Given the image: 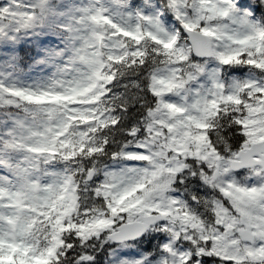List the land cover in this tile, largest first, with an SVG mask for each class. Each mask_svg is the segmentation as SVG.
<instances>
[{
	"label": "snow or ice",
	"instance_id": "6c2138e0",
	"mask_svg": "<svg viewBox=\"0 0 264 264\" xmlns=\"http://www.w3.org/2000/svg\"><path fill=\"white\" fill-rule=\"evenodd\" d=\"M0 264H264V0H0Z\"/></svg>",
	"mask_w": 264,
	"mask_h": 264
}]
</instances>
